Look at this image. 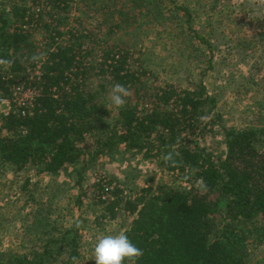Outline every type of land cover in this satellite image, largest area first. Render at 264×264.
<instances>
[{"label":"trees","instance_id":"trees-1","mask_svg":"<svg viewBox=\"0 0 264 264\" xmlns=\"http://www.w3.org/2000/svg\"><path fill=\"white\" fill-rule=\"evenodd\" d=\"M70 1L31 0L34 9L14 7L8 13L0 8V98L12 99L16 88L39 93L31 116L15 109L0 113V169H32L51 180L118 149L137 153L174 181L149 178L150 184L134 197L111 179L90 187L101 208L100 224L115 220L119 211L134 217L126 233L143 251L137 264H250L264 245V128L225 127L215 99L202 87L151 90L142 79L146 73L130 68L126 50L112 48L102 63L87 65L81 49L89 35L64 31ZM43 6L58 14L53 18L46 12L50 40L70 38L63 46L52 41L37 52L32 32L24 26H39L44 8L38 14L35 10ZM37 58L44 60L40 76L30 78L26 70ZM95 80L100 84L94 86ZM117 83L133 91L135 101L149 100L152 106L139 108L138 101H131L111 123L103 121L108 116L105 88ZM211 138L217 139V153L204 146ZM46 185L39 188L38 181L25 178L19 193L26 198L27 214L35 210L34 195H43ZM57 224L38 230L32 252H24L22 245L0 251V264L79 260V225Z\"/></svg>","mask_w":264,"mask_h":264},{"label":"rangeland","instance_id":"rangeland-1","mask_svg":"<svg viewBox=\"0 0 264 264\" xmlns=\"http://www.w3.org/2000/svg\"><path fill=\"white\" fill-rule=\"evenodd\" d=\"M68 4L64 31L95 37L93 42L84 39L89 47L82 55L87 65L102 63L112 48L126 50L130 68L146 73L142 79L151 90L167 85L190 91L202 87L205 95L215 99L225 127L264 128V0H73ZM14 7L34 9L31 0H0L5 13ZM45 14L38 27L30 28L37 52L54 41L44 27L51 21ZM58 40L57 45L63 46L69 36ZM109 87L104 93L108 116L103 121L111 123L118 109L111 105ZM131 101H138L133 91L125 104ZM138 104L139 108L152 106L149 100ZM204 146L208 152H218L216 138ZM13 169H0V251L19 250L22 245L24 252H32L38 232L49 230L52 222L63 228L77 223L80 259L73 264H94L97 238L128 231L134 218L119 211L113 221H96L101 208L92 199L94 182L111 179L125 195L134 197L150 184L149 178L154 183L174 181L159 166L121 149L106 153L85 169L79 165L51 180L32 169ZM26 177L32 183L38 181L39 188L47 183L43 195H34L32 214H27L26 198L19 193ZM250 264H264V245L255 250Z\"/></svg>","mask_w":264,"mask_h":264},{"label":"clouds","instance_id":"clouds-1","mask_svg":"<svg viewBox=\"0 0 264 264\" xmlns=\"http://www.w3.org/2000/svg\"><path fill=\"white\" fill-rule=\"evenodd\" d=\"M129 95L127 87L114 84L110 93L111 105L116 109L122 108ZM142 255L143 251L130 240L126 232L98 237L93 248L94 264H137Z\"/></svg>","mask_w":264,"mask_h":264},{"label":"built area","instance_id":"built-area-1","mask_svg":"<svg viewBox=\"0 0 264 264\" xmlns=\"http://www.w3.org/2000/svg\"><path fill=\"white\" fill-rule=\"evenodd\" d=\"M46 9L43 11L50 14L51 17L55 18L57 15L51 10L50 6H46ZM39 10L37 9L35 13L38 14ZM51 22V21H50ZM32 30H34L33 25ZM29 26H24V28H29ZM70 38V36H69ZM54 42L57 45L59 43L58 38H54ZM87 47V48H86ZM89 50L88 43H85L81 49V55H84L86 51ZM41 59V58H39ZM39 61V60H38ZM37 60L33 63L32 70L27 71L26 74L30 78H38L41 72V63L44 62L41 59L40 63ZM12 99L0 98V113L7 115L12 109H15V112H20L21 116L32 115V109L35 106V101L38 98V91L36 89H14Z\"/></svg>","mask_w":264,"mask_h":264}]
</instances>
